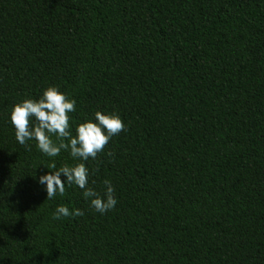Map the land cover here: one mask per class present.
Listing matches in <instances>:
<instances>
[{"label": "trees", "instance_id": "1", "mask_svg": "<svg viewBox=\"0 0 264 264\" xmlns=\"http://www.w3.org/2000/svg\"><path fill=\"white\" fill-rule=\"evenodd\" d=\"M50 85L125 124L86 162L103 215L37 183L68 152L16 142ZM0 264H264V0H0Z\"/></svg>", "mask_w": 264, "mask_h": 264}, {"label": "clouds", "instance_id": "2", "mask_svg": "<svg viewBox=\"0 0 264 264\" xmlns=\"http://www.w3.org/2000/svg\"><path fill=\"white\" fill-rule=\"evenodd\" d=\"M75 111V99L59 87L50 85L42 89L38 97L13 104L9 121L18 144L35 141L36 148L44 156L55 158L66 151L73 161H77L60 167L53 162L46 168L48 171L36 178L46 192V199L64 196L66 187L74 186L82 191L90 207L103 215L118 203L115 187L109 179L103 181L102 191L91 187V173L86 162L95 160L109 141L125 129V124L118 113L100 110L76 124L70 117ZM83 214L79 208L70 209L61 204L55 208L53 218L59 220Z\"/></svg>", "mask_w": 264, "mask_h": 264}]
</instances>
